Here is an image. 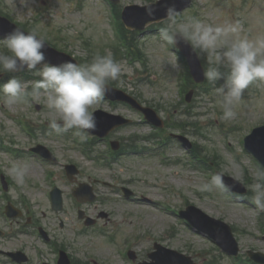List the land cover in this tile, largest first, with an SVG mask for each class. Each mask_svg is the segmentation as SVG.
Returning a JSON list of instances; mask_svg holds the SVG:
<instances>
[{
  "label": "rangeland",
  "instance_id": "rangeland-1",
  "mask_svg": "<svg viewBox=\"0 0 264 264\" xmlns=\"http://www.w3.org/2000/svg\"><path fill=\"white\" fill-rule=\"evenodd\" d=\"M1 1L4 3L3 10L16 21L35 25L33 31L36 34L53 39L59 48L77 56H86L89 54V49L83 44L86 39L91 41V47L97 52L104 46L109 57H112L110 46L117 42V38L108 16V6L102 0ZM78 1L82 7H79ZM147 1L122 0L119 7L128 4L143 5ZM180 16L182 17L169 20L166 26L173 32L184 31L199 40L203 54L208 56L209 60L227 66L242 64L250 70L261 72L262 77L254 82H245V87L230 85L215 89L210 94H199L194 98L193 117L189 119L200 126V133H194V127L175 128L172 131L198 142L200 147L206 149L209 158L214 151H218L221 155L219 170L248 183L254 192H258L251 198L256 201L257 206H264V184L261 182V178L264 179V171L245 153L241 142L242 137L248 134L253 126L264 124V0H194L193 9ZM136 20L142 21L143 17L140 15ZM136 41L147 56L146 65L139 62L131 65L127 59L122 58L117 63L101 64L100 72L107 70L106 80H115L118 87L142 95L144 100L157 106L167 120L170 108L174 109L176 106H179L178 112L173 119L170 117V120H188L185 111L187 108L181 104L177 95L182 68L167 34L157 27L138 34ZM7 46L10 52L34 58L33 51L25 44L8 43ZM3 47L4 43L0 40V55L5 54ZM100 72L85 75L82 71H77L73 76L80 81L71 85L67 78L64 83L55 80L57 77L61 78L59 73L45 67L31 72L35 77H42L47 86V89L28 93L34 100L33 104L26 99H18L16 93L5 92L0 95V104L4 106L3 109L0 108L1 143L21 152V155L15 157L11 152L0 149V172L10 176L18 183L22 194L37 204L38 216L42 222L50 227L57 239L71 246L69 250L74 258L87 264H123L125 260L118 256L117 248L124 245V238L132 230V226L139 224V234L133 241L137 261L143 260V254L153 239L161 238L164 240L162 244L184 253L193 254L200 251L199 259L203 261L200 264H232L228 257L219 254L208 240L202 239L159 208L158 203L162 201L170 205H184V198L208 214L222 217L237 226L240 230L238 242L243 252L251 247L264 252V240L258 238L261 233L255 220L258 210L247 198L233 201L237 197L224 186H218L219 179L207 180L203 173L187 166L184 157L186 148L180 141L174 139L166 144L168 159L165 161L158 156L149 157L130 152L122 155L112 166H108L105 163H95L89 157L88 159L78 147L75 149L70 146L71 141L62 139L54 132L47 133L46 130L42 135L41 126L53 124L58 119L63 120L61 127L67 128L70 120L79 119L99 106L112 111L108 103L97 100L95 96H88L81 90V82L88 83L99 79ZM35 82L34 79L24 77L17 87L27 93L28 88ZM70 86L71 90H66ZM35 103L41 105V110H36ZM115 110L113 111L132 117L135 123L114 134V139L130 143L133 136L152 131V128L143 124L139 115L131 109L120 105ZM22 118L37 129V140H32L31 136L22 131L19 122ZM218 124L230 129L226 137L220 134ZM137 141L147 144L150 149L154 148L151 142L144 143L142 139ZM37 142L52 146L59 157V163L53 164L50 171L53 172L54 178L48 177L44 164L36 159H25L28 153L24 152ZM107 147L106 141L96 142L94 146L99 152ZM68 163H75L80 168L78 180L94 187L93 190L99 195L97 202L83 205L71 197L72 186L68 183L64 170V165ZM32 165L36 169H32ZM244 169L248 171L251 180H246L247 173ZM90 176L113 186L105 187L102 183L94 182ZM126 179L132 182L127 183ZM53 184L66 194L65 212L60 214V218L66 222L64 228H59L57 215L51 213L48 192ZM121 186L134 189L137 200H140L142 195H148L154 202L142 205L138 201H125L118 192ZM14 194L15 191L10 190V195ZM79 207L92 217H96L101 210L110 213L109 217L102 221V225L107 227L83 233V224L79 221L77 213ZM166 209L169 212L179 210L171 206ZM43 212H46V217ZM52 216L55 219H52ZM171 227L177 229L174 236H168ZM106 231H115L118 236L112 241ZM119 236L121 239H118ZM39 240L30 238L33 245L41 246ZM17 244L20 245L21 242L17 240ZM127 251L123 252L125 256Z\"/></svg>",
  "mask_w": 264,
  "mask_h": 264
},
{
  "label": "water",
  "instance_id": "water-1",
  "mask_svg": "<svg viewBox=\"0 0 264 264\" xmlns=\"http://www.w3.org/2000/svg\"><path fill=\"white\" fill-rule=\"evenodd\" d=\"M191 0H162L160 2H158L157 4H155L158 9H156L155 11H151L150 12V16L147 15L146 13V7L140 8L138 6H132L127 8L126 14L124 16V20L126 22V24L130 27V28H136V29H143L146 25H148L149 23L153 22V21H161L163 19L168 18L169 16H172L174 14L179 13L180 11H182L189 3ZM151 7V6H149ZM132 10H140L143 13L145 12L146 17L144 18L143 22L141 24H134L132 22L131 16H128V10L131 11ZM144 15V16H145ZM0 34L4 35V36H17V37H29L33 43V45L38 48L39 46H45L41 41L32 38L24 33H22L19 30H16V27L9 24L5 19L0 17ZM182 39V38H181ZM186 44V43H185ZM184 46H188V45H184ZM183 48V45H182ZM188 50V51H187ZM184 51L187 52L189 61L192 65L193 71L196 75L197 80L201 81L203 80V69L201 68L198 58L195 55L194 51L191 49L190 46H188L187 48L184 49ZM55 54V61L51 60L50 63L56 64L60 67H62L63 69H69L70 65H68V67L66 65H64L63 60H61L59 57H65L63 54H59L54 52ZM66 66V67H64ZM95 116L97 117V114L94 115L93 118H95ZM149 116H151V114H149ZM104 116H102V118H100V123L102 121H104ZM106 124V126H104V128H102L100 126V124H98V130H94L97 134H99L100 136H105L110 130L114 129L115 127H117L118 125H120L119 122H116V118L109 116L108 115V120H105L104 122ZM94 129V128H93ZM103 129V130H100ZM247 145L248 147L252 150V152L263 162L264 164V127L257 129L255 131V133L250 136L247 139Z\"/></svg>",
  "mask_w": 264,
  "mask_h": 264
},
{
  "label": "bare ground",
  "instance_id": "bare-ground-1",
  "mask_svg": "<svg viewBox=\"0 0 264 264\" xmlns=\"http://www.w3.org/2000/svg\"><path fill=\"white\" fill-rule=\"evenodd\" d=\"M148 202H150V201H148Z\"/></svg>",
  "mask_w": 264,
  "mask_h": 264
}]
</instances>
